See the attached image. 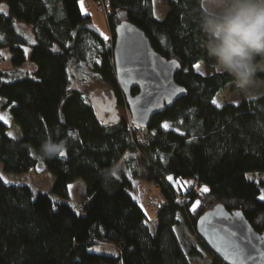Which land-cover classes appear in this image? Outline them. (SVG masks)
I'll use <instances>...</instances> for the list:
<instances>
[{
	"label": "trees",
	"instance_id": "obj_1",
	"mask_svg": "<svg viewBox=\"0 0 264 264\" xmlns=\"http://www.w3.org/2000/svg\"><path fill=\"white\" fill-rule=\"evenodd\" d=\"M98 1L111 8V38L82 12L80 0H0V61L9 49L15 67L0 68V98L11 114L10 122L0 119V161L7 173L34 169L54 178L48 191L0 179V264H225L196 224L222 203L229 211L241 209L264 232V95L212 103L233 82L200 48L198 0H168L163 17L155 14L154 0ZM123 20L141 28L161 55L180 62L175 80L187 90L152 117L144 128L146 143L140 128L119 114L120 107L129 109L113 53L115 28ZM28 60L34 69L22 70ZM199 62L207 73L195 69ZM82 66L110 86L106 104L73 86L71 69ZM168 120L174 127H163ZM12 123L19 136L8 135ZM47 139L63 143L66 157L43 156ZM103 149L140 152L147 178L163 196L155 231L132 193L139 161L127 160V174L118 177L101 169ZM169 177L192 185L179 190ZM78 179L84 191L75 202L69 185ZM198 186L208 191L198 193ZM102 243L115 252L98 251Z\"/></svg>",
	"mask_w": 264,
	"mask_h": 264
},
{
	"label": "water",
	"instance_id": "obj_2",
	"mask_svg": "<svg viewBox=\"0 0 264 264\" xmlns=\"http://www.w3.org/2000/svg\"><path fill=\"white\" fill-rule=\"evenodd\" d=\"M115 32L113 53L119 86L136 125L148 127L155 114L187 94L175 80L180 62L156 51L145 32L130 20L121 21ZM133 88L138 89L136 94ZM116 105L108 101L109 111L118 117ZM196 231L225 264H264V232L256 230L241 209L229 211L218 203L199 217Z\"/></svg>",
	"mask_w": 264,
	"mask_h": 264
},
{
	"label": "rangeland",
	"instance_id": "obj_3",
	"mask_svg": "<svg viewBox=\"0 0 264 264\" xmlns=\"http://www.w3.org/2000/svg\"><path fill=\"white\" fill-rule=\"evenodd\" d=\"M92 5V10L82 11L85 15L91 16L94 24L97 26H103L109 35V38L112 37L111 30L108 26V11L111 10L110 7H107L105 3L99 2L98 0H89ZM154 10L155 14L158 17H163L166 11L168 10V0H154ZM91 12V13H90ZM24 27L28 30L27 32L33 36L31 28L27 25ZM197 65L199 67H197ZM0 68L8 70L10 72L15 71V67L12 64V54L9 49L2 50V60L0 61ZM22 70H33L34 64L31 61H27L21 68ZM195 69L199 72L207 73L208 70L204 67L202 62H199L195 65ZM71 71L75 74L73 78V86L83 90L86 95L89 97H97L96 100H103L106 104L107 100L111 98L110 96V86L108 83L99 78L94 72H92L88 67L82 66L79 69L72 67ZM244 96L240 95L235 84L228 85L223 89L219 94H217L215 100L219 105L224 104L227 101L239 102ZM119 108V107H118ZM129 109L119 108V114L127 116L128 120L131 118ZM0 115L4 116L6 119H3L6 122H10V106L6 105V100L0 98ZM103 115L107 117L108 113L104 112ZM169 125L168 127H174V123L170 120L165 121ZM164 122V124H165ZM17 124L12 123L9 133L11 132L12 136H18L20 134V129L17 127ZM138 136L142 143H146V131L144 129H138ZM136 158L139 161V177L134 178L132 193L139 201L140 205L144 209L147 215V223L150 228L155 231L156 229V211L158 207L162 204L163 196L161 194L160 188L157 184L148 177V171L146 169V163L142 159L139 151L128 152L126 154L119 155L113 150L103 149L98 153V159L100 162L101 169L105 172H110L118 177L123 173L127 174V160L130 158ZM131 160V159H130ZM0 174L4 179H7L9 183H27L33 187L41 190L48 191L51 188L53 183V176L49 172L36 171L34 169L30 170L28 173L24 174H15L7 173L3 170V164L0 161ZM251 175V174H250ZM254 176V175H251ZM264 178V174H262ZM171 182L177 189H186L188 186L192 185L190 180H176L171 178ZM71 196L75 202L82 201V193L84 191V183L81 179H78L71 185ZM203 186L196 187V190L202 192ZM197 236L196 234H194ZM98 251H104L108 253L115 252L116 248L112 244L102 243L96 247ZM196 263V260H194Z\"/></svg>",
	"mask_w": 264,
	"mask_h": 264
},
{
	"label": "clouds",
	"instance_id": "obj_4",
	"mask_svg": "<svg viewBox=\"0 0 264 264\" xmlns=\"http://www.w3.org/2000/svg\"><path fill=\"white\" fill-rule=\"evenodd\" d=\"M200 48L216 71L227 73L244 97L264 95V0H198ZM64 144L47 139L40 152L52 158Z\"/></svg>",
	"mask_w": 264,
	"mask_h": 264
},
{
	"label": "snow or ice",
	"instance_id": "obj_5",
	"mask_svg": "<svg viewBox=\"0 0 264 264\" xmlns=\"http://www.w3.org/2000/svg\"><path fill=\"white\" fill-rule=\"evenodd\" d=\"M80 7H81V10L82 11H86V9L84 8V4H83V0H80ZM0 11H2V9H0ZM0 38H2V37H0ZM33 43H34V41H33ZM197 67H199L198 65H197ZM212 103L213 104H216L217 105V107H220L221 105H219L218 103H217V101L216 100H213L212 101ZM0 119H6L4 116H2V115H0ZM169 125L167 124V122H165V124L163 125V127H165V128H167ZM70 135H71V133H69ZM8 135L9 136H12L13 134L10 132V133H8ZM13 138H15V137H13ZM59 155L61 156V157H66V152L65 151H60L59 152ZM39 170V169H38ZM0 179H3V177L2 176H0ZM169 179H171V177H169ZM4 183H9V181H7V179H4ZM71 185H69V190L71 189ZM204 191H208V189H207V187L205 186V188L203 189ZM260 199H264V193H262V195H261V197H260ZM199 204V201H196V204H194L193 205V208H192V211H195L196 210V206ZM235 255H239V252H236L235 253Z\"/></svg>",
	"mask_w": 264,
	"mask_h": 264
},
{
	"label": "crops",
	"instance_id": "obj_6",
	"mask_svg": "<svg viewBox=\"0 0 264 264\" xmlns=\"http://www.w3.org/2000/svg\"><path fill=\"white\" fill-rule=\"evenodd\" d=\"M83 4H84V8H85V9L88 10V8H89L88 11L93 12V10H92V5H91V3H90L89 0H83ZM91 12H90V13H91ZM84 14H85V13H84ZM97 27H98L99 30L103 33V35H105L106 37H109L107 30H106L103 26H97ZM19 135H20V134H19ZM19 135H18V136H19ZM15 137H16V136H15ZM71 185H72V184H71Z\"/></svg>",
	"mask_w": 264,
	"mask_h": 264
},
{
	"label": "bare ground",
	"instance_id": "obj_7",
	"mask_svg": "<svg viewBox=\"0 0 264 264\" xmlns=\"http://www.w3.org/2000/svg\"><path fill=\"white\" fill-rule=\"evenodd\" d=\"M124 94V93H123ZM125 95V94H124ZM95 105L97 106V107H99L96 103H95ZM129 108V107H128ZM130 110V109H129ZM129 113H130V117H131V119H129L128 121H129V123H130V125L132 126V122H134V120H133V117H132V113L129 111ZM135 123V122H134ZM136 124V123H135Z\"/></svg>",
	"mask_w": 264,
	"mask_h": 264
},
{
	"label": "built area",
	"instance_id": "obj_8",
	"mask_svg": "<svg viewBox=\"0 0 264 264\" xmlns=\"http://www.w3.org/2000/svg\"><path fill=\"white\" fill-rule=\"evenodd\" d=\"M131 119V118H130ZM134 125H136L134 122H132V126H134ZM136 126H138V125H136ZM138 128H140V129H144V128H146V127H141V126H138Z\"/></svg>",
	"mask_w": 264,
	"mask_h": 264
}]
</instances>
